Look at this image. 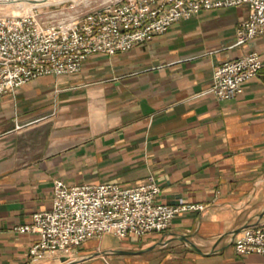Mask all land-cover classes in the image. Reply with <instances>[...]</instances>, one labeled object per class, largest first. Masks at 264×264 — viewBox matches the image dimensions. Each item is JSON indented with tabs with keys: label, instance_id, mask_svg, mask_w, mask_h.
<instances>
[{
	"label": "crops",
	"instance_id": "0c3cea01",
	"mask_svg": "<svg viewBox=\"0 0 264 264\" xmlns=\"http://www.w3.org/2000/svg\"><path fill=\"white\" fill-rule=\"evenodd\" d=\"M249 5L201 10L127 52L90 56L0 97V264H264L235 243L264 224V35L232 46ZM261 55L243 93L209 89L220 63ZM158 201L200 203L162 233H112L34 258L17 233L51 206L54 182L135 186Z\"/></svg>",
	"mask_w": 264,
	"mask_h": 264
},
{
	"label": "built area",
	"instance_id": "2783aa9c",
	"mask_svg": "<svg viewBox=\"0 0 264 264\" xmlns=\"http://www.w3.org/2000/svg\"><path fill=\"white\" fill-rule=\"evenodd\" d=\"M242 4L250 11L237 31L232 45L237 46L264 35V0H119L57 22L34 12L0 16V97L44 76L76 75L90 56L130 51L201 10ZM261 68L257 51L226 60L216 66L209 92L220 100L233 99ZM160 191L152 176L135 186L69 185L56 179L50 208L13 230L34 235L30 254L41 259L106 233L118 238L162 233L176 216L205 209L200 203L158 201ZM235 249L264 259V224L244 229Z\"/></svg>",
	"mask_w": 264,
	"mask_h": 264
},
{
	"label": "rangeland",
	"instance_id": "374dc122",
	"mask_svg": "<svg viewBox=\"0 0 264 264\" xmlns=\"http://www.w3.org/2000/svg\"><path fill=\"white\" fill-rule=\"evenodd\" d=\"M119 0H46L35 4L34 0L0 2V16H20L36 13L44 20L60 21L70 15L83 14Z\"/></svg>",
	"mask_w": 264,
	"mask_h": 264
},
{
	"label": "bare ground",
	"instance_id": "6f19581e",
	"mask_svg": "<svg viewBox=\"0 0 264 264\" xmlns=\"http://www.w3.org/2000/svg\"><path fill=\"white\" fill-rule=\"evenodd\" d=\"M11 1H16V0H0V2L7 3ZM36 1H42V0H36ZM41 2H35V4H40Z\"/></svg>",
	"mask_w": 264,
	"mask_h": 264
},
{
	"label": "water",
	"instance_id": "95a60500",
	"mask_svg": "<svg viewBox=\"0 0 264 264\" xmlns=\"http://www.w3.org/2000/svg\"><path fill=\"white\" fill-rule=\"evenodd\" d=\"M43 1H46V0H43ZM34 2H42V1H36V0H34Z\"/></svg>",
	"mask_w": 264,
	"mask_h": 264
}]
</instances>
